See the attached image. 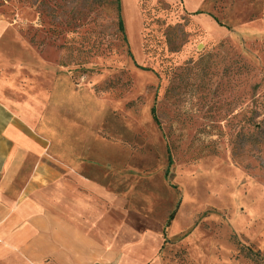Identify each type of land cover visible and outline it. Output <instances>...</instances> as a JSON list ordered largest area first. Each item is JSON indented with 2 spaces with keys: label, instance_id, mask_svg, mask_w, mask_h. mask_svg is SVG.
<instances>
[{
  "label": "rangeland",
  "instance_id": "obj_1",
  "mask_svg": "<svg viewBox=\"0 0 264 264\" xmlns=\"http://www.w3.org/2000/svg\"><path fill=\"white\" fill-rule=\"evenodd\" d=\"M138 4L141 54L119 0H0L57 72L37 133L163 225L162 264H264V0H207L220 37L183 0Z\"/></svg>",
  "mask_w": 264,
  "mask_h": 264
},
{
  "label": "crops",
  "instance_id": "obj_2",
  "mask_svg": "<svg viewBox=\"0 0 264 264\" xmlns=\"http://www.w3.org/2000/svg\"><path fill=\"white\" fill-rule=\"evenodd\" d=\"M183 1L208 35L227 33L204 12L207 0ZM120 2L129 43L141 54L138 0ZM130 5L139 14L132 36ZM56 83L54 64L0 17V264H162L163 225L59 161L37 133Z\"/></svg>",
  "mask_w": 264,
  "mask_h": 264
},
{
  "label": "trees",
  "instance_id": "obj_3",
  "mask_svg": "<svg viewBox=\"0 0 264 264\" xmlns=\"http://www.w3.org/2000/svg\"><path fill=\"white\" fill-rule=\"evenodd\" d=\"M119 10H120V15L119 16H120L121 29L125 32V24H124V21H123V18H122V14H121V2H120V0H119ZM248 255L250 256V254H248Z\"/></svg>",
  "mask_w": 264,
  "mask_h": 264
}]
</instances>
